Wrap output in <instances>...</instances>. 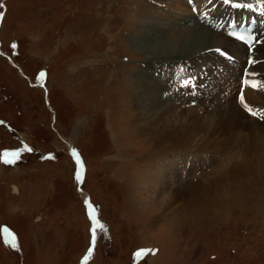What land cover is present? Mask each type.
Segmentation results:
<instances>
[{
    "label": "rangeland",
    "instance_id": "obj_1",
    "mask_svg": "<svg viewBox=\"0 0 264 264\" xmlns=\"http://www.w3.org/2000/svg\"><path fill=\"white\" fill-rule=\"evenodd\" d=\"M184 1L0 0V264H264V150L253 144L264 121L234 101L202 106L222 73L201 102L172 100L135 46L199 40L191 26L168 30L198 19ZM133 17L153 20L133 26L146 38L129 34ZM195 58L224 64L201 52L170 64ZM43 67L44 89L30 84Z\"/></svg>",
    "mask_w": 264,
    "mask_h": 264
},
{
    "label": "bare ground",
    "instance_id": "obj_2",
    "mask_svg": "<svg viewBox=\"0 0 264 264\" xmlns=\"http://www.w3.org/2000/svg\"><path fill=\"white\" fill-rule=\"evenodd\" d=\"M141 5L144 6V7L150 8L149 5L146 3V1L142 2ZM248 5H250V4L248 3ZM162 7H163L164 11L170 12L171 14H176V15L180 14V12L177 10V8H173V7L170 8V7H167L165 5H163ZM183 9L185 11H187V12L189 11V9H191L187 5V3L185 1L183 2ZM256 9H260L261 10L262 18L264 19V1H261V5H256ZM135 24H137V26H139L141 30L142 29H146L147 30L148 28L150 30L152 25H155L153 23V20H150V19H137V18H134V24L131 27H133ZM196 25H202V24L198 23L197 20L190 21L188 19V17H185L181 22L172 23V24L170 23L168 25V27H169L168 30L170 32H172V31H174L176 29L182 28V27L185 28V27H190L191 26V28L193 27L192 29H194L193 30L194 32L201 33L199 40H196L195 37H194V34H191L188 40H181L180 41V43L185 44L184 51H182L178 41H176V40H172L168 45H165L164 48H162L159 45H155L154 46L151 42H149L147 40L145 41V43H142V44H137V42H136L135 46H137L138 48L144 49L145 53H146L145 67H144L145 72H144V74H150V72L152 71V75L153 76L151 77V79L159 80L157 77L155 78L156 72L167 73L168 72V68L171 65L170 61L172 59H178L181 56L186 57V55H192V54L197 53V52H201L203 54V56L206 57V58H209V57L213 58L214 55H215V52L212 50L213 47L222 46V47L226 48L229 45V42L232 41L235 44L236 47L234 49H230L229 52L232 53L236 57V59H235V61L232 62L233 64H229L227 66V68H228L227 69L228 70L227 73L226 74L222 73L223 75L220 76V80L219 81L222 80V82H221V84L220 83L217 84V96H216L215 100H213V98H211L210 96H207L209 98H207V97L204 98V102L202 103V106L207 107L209 105H213V108H214V107L219 106V105L221 106L222 104H224L227 101H234L235 104L237 105V107L240 108L239 103L237 101V90L239 89V87L241 85V75L243 74L242 71H244V67L246 65V60L248 58L247 47L243 43L227 37L221 31H217V30L211 29L210 27H208V26H206L204 24H203V26H204L203 30L202 29L201 30H197V29L194 28ZM137 26L133 27L132 30H129L131 28L130 27L128 29L129 34L135 35L136 39L137 38L138 39L139 38H141V39L146 38V30L145 31H140L139 34L135 33L136 29H137ZM165 31L166 30H163V31H160V32L163 33ZM141 45H142V47H141ZM255 54H256L255 55L256 59H258L259 62L256 64L257 66L254 69L257 70V71H260L262 73V75H263L262 79H264V39H263V42L260 45H257ZM209 62L210 61H208L207 59H202L201 61H196V58H195L194 63H193L194 64L193 68H195L197 71H199V69L202 68L203 65H207ZM189 64H190V62H189ZM160 78H162V76H160ZM161 80L162 79H160V81ZM133 84H135V83H133ZM221 87H222V90H221ZM245 90H246V96H247V99H248L249 102L256 103V105H259L261 108H264V91H261L260 88H258L256 86H253L251 88H247V86H246ZM225 92H227V95L225 94ZM223 93H224L223 97L226 98V100L224 102L221 101L222 100L221 96H222ZM230 93H231V95H230ZM233 93H234V95H233ZM143 99H144V97H143L142 93H139L137 98H136V103H137L136 112L138 113L137 117L139 118V116L144 115L146 117V121L148 122V117L145 115V110L140 108V105H141L140 103H142ZM207 100H208L209 103L206 105V101ZM216 100H217V102H216ZM178 101H181V100L178 99ZM202 108H204V107H202ZM247 117H249V116L247 115ZM259 123L264 128V123H261V122H259ZM146 124H149V122L146 123ZM192 126H194V125L192 124ZM165 127H167V126H165ZM188 127H190V126H188ZM185 128H186V125H185ZM181 129L182 128H180V130ZM186 130H188V128ZM198 130H199V128H198ZM183 132H185V130ZM186 132H188V131H186ZM173 133L175 135L178 134L175 131H173ZM257 133L260 134L261 136H258V138L254 139V141H253L254 148L264 150V141H261L262 139H264V129H261V130L257 131ZM170 138H172V135L170 136ZM178 139H179L178 141L181 143L182 140H181V138L179 136H178ZM182 149H185V148H182Z\"/></svg>",
    "mask_w": 264,
    "mask_h": 264
},
{
    "label": "snow or ice",
    "instance_id": "obj_3",
    "mask_svg": "<svg viewBox=\"0 0 264 264\" xmlns=\"http://www.w3.org/2000/svg\"><path fill=\"white\" fill-rule=\"evenodd\" d=\"M228 2H229V0H225V3H228ZM237 6H239V5H237ZM248 7H251V5H248ZM2 16H3V12H0V17H2ZM241 38L243 39V37H241ZM43 75L44 74L41 73V77H43ZM188 84H189V81H184V85L185 86H188ZM243 99H244V97H243V95H241V100L243 101ZM0 123H3V122L0 121ZM27 150L31 151L32 149L28 148ZM20 151L21 150H17V151H13V152H6L4 154L5 162L6 163H14V160H9V159H7V157L8 156H12V157L18 159ZM73 152L75 154V150H73ZM76 162H77L78 165L80 164V160H79V156L78 155H77ZM77 179H80L79 171L77 172ZM86 203H88V201H86ZM89 206L91 207V205H89ZM91 216H92V219L95 221L94 213H92ZM99 227H103V226L99 225ZM92 243H93V245H95V243H96V227H93V229H92ZM92 250H93L92 248L89 249V254H91ZM151 251H152L151 249H148V250L141 249L140 252L137 253V255H140L142 252H151Z\"/></svg>",
    "mask_w": 264,
    "mask_h": 264
}]
</instances>
